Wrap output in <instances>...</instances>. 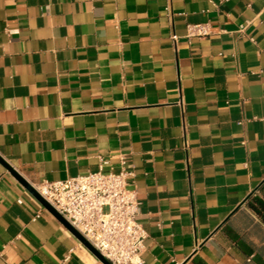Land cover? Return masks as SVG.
I'll list each match as a JSON object with an SVG mask.
<instances>
[{"label":"crops","instance_id":"0c3cea01","mask_svg":"<svg viewBox=\"0 0 264 264\" xmlns=\"http://www.w3.org/2000/svg\"><path fill=\"white\" fill-rule=\"evenodd\" d=\"M0 157L30 185L124 159L143 264H264L247 204L264 185V0H0ZM0 264L103 263L0 163Z\"/></svg>","mask_w":264,"mask_h":264},{"label":"built area","instance_id":"2783aa9c","mask_svg":"<svg viewBox=\"0 0 264 264\" xmlns=\"http://www.w3.org/2000/svg\"><path fill=\"white\" fill-rule=\"evenodd\" d=\"M212 32L209 22L187 24L183 37L190 42ZM178 38L171 34L174 43ZM132 176L122 159L117 173L99 169L32 186L110 264H143L147 232L137 222L140 202L128 186Z\"/></svg>","mask_w":264,"mask_h":264},{"label":"water","instance_id":"95a60500","mask_svg":"<svg viewBox=\"0 0 264 264\" xmlns=\"http://www.w3.org/2000/svg\"><path fill=\"white\" fill-rule=\"evenodd\" d=\"M0 163L12 176L47 210L49 211L73 236L81 242L103 264H110L77 230H75L39 193L13 170L1 157Z\"/></svg>","mask_w":264,"mask_h":264},{"label":"rangeland","instance_id":"374dc122","mask_svg":"<svg viewBox=\"0 0 264 264\" xmlns=\"http://www.w3.org/2000/svg\"><path fill=\"white\" fill-rule=\"evenodd\" d=\"M253 210L263 216L264 214V185L259 192L249 199L247 203Z\"/></svg>","mask_w":264,"mask_h":264},{"label":"trees","instance_id":"16d2710c","mask_svg":"<svg viewBox=\"0 0 264 264\" xmlns=\"http://www.w3.org/2000/svg\"><path fill=\"white\" fill-rule=\"evenodd\" d=\"M262 217H263V219H264V214H263V216H262Z\"/></svg>","mask_w":264,"mask_h":264}]
</instances>
